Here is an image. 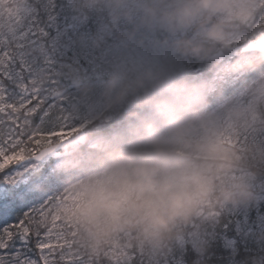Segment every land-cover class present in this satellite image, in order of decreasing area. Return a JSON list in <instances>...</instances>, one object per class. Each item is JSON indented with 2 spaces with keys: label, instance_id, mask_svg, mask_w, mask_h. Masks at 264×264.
I'll use <instances>...</instances> for the list:
<instances>
[{
  "label": "clouds",
  "instance_id": "1",
  "mask_svg": "<svg viewBox=\"0 0 264 264\" xmlns=\"http://www.w3.org/2000/svg\"><path fill=\"white\" fill-rule=\"evenodd\" d=\"M69 2L81 16L106 11L102 31L126 47L150 36L153 55L114 63L98 83L69 68L87 104L50 126L29 124L38 143L25 149L20 195L56 181L36 227L71 264H167L186 240L204 254V234L264 191V0ZM15 15L12 0H0V17ZM190 59L207 74L189 76ZM230 77L241 86L225 95ZM49 154L46 173L36 158Z\"/></svg>",
  "mask_w": 264,
  "mask_h": 264
},
{
  "label": "rangeland",
  "instance_id": "2",
  "mask_svg": "<svg viewBox=\"0 0 264 264\" xmlns=\"http://www.w3.org/2000/svg\"><path fill=\"white\" fill-rule=\"evenodd\" d=\"M12 2L16 8V15L11 18L0 17V94L6 95L12 101L21 102L38 97V103L33 105L34 110L28 116L31 125L50 126L63 119L73 103L81 107L87 104L86 99L78 96L73 80L68 75L69 68L75 69L76 74L82 75L87 80L98 83L107 77L114 63L122 59L147 58L153 55V50L147 46L150 36L145 37L144 47H137L131 43L126 47L115 31L111 33L102 31L107 20L98 23L100 35L91 37L86 34L77 37L76 50L73 43H67L70 39L65 35L66 31L62 26L54 28L50 40L45 43L43 38L35 35L32 26V7L28 1L12 0ZM68 21L78 29L82 18L73 14ZM120 27L123 29L125 25L121 23ZM94 41H98V45ZM66 48L76 51L75 56L67 54ZM42 76L46 78L41 80ZM237 78L239 77L226 79L224 85L234 83ZM7 111L10 109L0 112V121H4L0 125V135H4L8 130ZM20 116H23V112ZM4 138L7 139V136ZM8 154L10 155L11 152ZM26 164V160L20 161L16 165H9V170L0 171L3 180L2 183L0 182V189H19L23 184L28 183ZM13 178L14 182L10 183ZM41 203L33 208L28 207L27 212L38 209ZM228 215L234 220V228L242 238L253 237L254 241L262 240L259 237L264 233V191L259 194L255 202L233 209ZM12 224L4 223L0 230ZM185 242L193 245L195 243L192 240ZM39 243L40 239L37 236L36 248H33L28 236L17 234L16 241L11 245L12 249L0 251V264H23L24 261H28L29 264H42ZM51 243L55 244L56 241L53 240ZM225 243L232 248L234 239L228 237ZM259 251L260 254L255 259L260 261V257L264 256V250Z\"/></svg>",
  "mask_w": 264,
  "mask_h": 264
},
{
  "label": "trees",
  "instance_id": "3",
  "mask_svg": "<svg viewBox=\"0 0 264 264\" xmlns=\"http://www.w3.org/2000/svg\"><path fill=\"white\" fill-rule=\"evenodd\" d=\"M32 7V26L35 31V35L38 38H43L47 43L52 34L54 28L59 26L64 27L65 35L69 36V43H73L75 50L77 49V37L80 35L89 34L91 37L100 35L98 30V23L107 20V13L104 10H89L86 16H81L71 6L69 0H27ZM75 14L77 17L82 18V22L78 25V29L72 26L69 22L71 15ZM89 31V32H86ZM94 35V36H93ZM71 47V46H70ZM67 54L74 57L76 51H72L70 48H66ZM80 55V54H77ZM80 58L81 55L79 56ZM83 59V58H82ZM185 70L191 77H200L207 74V66L194 59L186 60L184 62ZM241 86V78H237L234 83L224 85L225 95L231 94ZM214 102V98H213ZM117 121L111 120L103 127V131L108 132L114 126ZM24 139H27L26 137ZM48 162H41L43 170L47 173ZM1 174V172H0ZM29 183V174H27ZM0 182L3 180L0 176ZM28 183L23 184L19 189H13L18 193H25ZM26 186V187H25ZM56 186V181L48 177L47 191L45 192H27L21 196L20 202L9 206L8 209H4L2 202H0V227L4 223H16L22 219L27 213V208H33V206L41 203L48 195H51ZM10 226V225H9ZM17 235L13 236L7 241V248L2 250H11V245L16 241ZM232 237L234 239V246L229 248L225 239ZM204 238L208 240V247L204 254H199L195 250L192 243L184 242L182 246H178L168 257L167 264H194V261L200 259L203 264H252L253 259L260 254V249L264 250V239L253 240V237L245 239L241 237L234 228V220L228 215V213L222 217L221 222L217 227L212 230L211 235L204 234ZM36 234L28 236L30 245L36 248ZM142 264V261L139 262ZM259 264H264V256L260 257Z\"/></svg>",
  "mask_w": 264,
  "mask_h": 264
},
{
  "label": "snow or ice",
  "instance_id": "4",
  "mask_svg": "<svg viewBox=\"0 0 264 264\" xmlns=\"http://www.w3.org/2000/svg\"><path fill=\"white\" fill-rule=\"evenodd\" d=\"M37 103L38 97L21 102L12 101L6 95L0 94V112L10 109L6 113L9 122L8 130L4 135H0V171L9 170V165H16L17 162L24 161L25 149L33 148L38 143V134L33 132L29 135L26 131L30 124L29 113L34 110L33 105ZM21 112H23L22 117L20 116ZM18 121L20 122L17 125ZM3 123L4 121H0V125ZM13 125H17V127H13ZM4 136H7V139ZM24 137L27 139H24ZM9 152H11L10 155ZM9 182H14V178ZM20 200V193L15 192L13 189H0V202H2L4 209H8L9 206L20 202ZM41 214V208L32 209L25 213L24 217L15 224L0 230V248L7 247V241L17 234L21 236L36 234L40 239L38 248L42 254V264H71L69 259L61 255L63 246L58 243L55 235L36 227ZM53 240L56 241L55 244L51 243ZM58 256H60L59 262L57 261ZM23 264H29V262L24 261Z\"/></svg>",
  "mask_w": 264,
  "mask_h": 264
},
{
  "label": "water",
  "instance_id": "5",
  "mask_svg": "<svg viewBox=\"0 0 264 264\" xmlns=\"http://www.w3.org/2000/svg\"><path fill=\"white\" fill-rule=\"evenodd\" d=\"M51 157V154H49V156L47 157H37L36 159H39L40 161H45V160H48L49 158Z\"/></svg>",
  "mask_w": 264,
  "mask_h": 264
}]
</instances>
